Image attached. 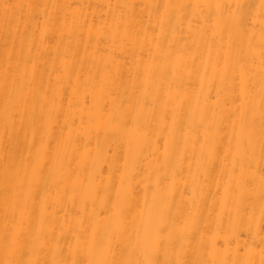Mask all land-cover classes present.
<instances>
[{
	"label": "bare ground",
	"instance_id": "obj_1",
	"mask_svg": "<svg viewBox=\"0 0 264 264\" xmlns=\"http://www.w3.org/2000/svg\"><path fill=\"white\" fill-rule=\"evenodd\" d=\"M0 264H264V0H0Z\"/></svg>",
	"mask_w": 264,
	"mask_h": 264
}]
</instances>
